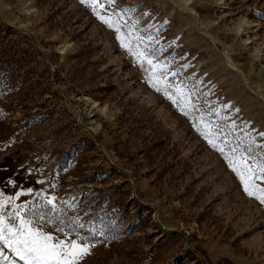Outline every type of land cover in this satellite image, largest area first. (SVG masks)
<instances>
[{"label": "rangeland", "instance_id": "obj_1", "mask_svg": "<svg viewBox=\"0 0 264 264\" xmlns=\"http://www.w3.org/2000/svg\"><path fill=\"white\" fill-rule=\"evenodd\" d=\"M262 134L264 0H0L3 215H71L79 264H264V180L229 163Z\"/></svg>", "mask_w": 264, "mask_h": 264}, {"label": "snow or ice", "instance_id": "obj_2", "mask_svg": "<svg viewBox=\"0 0 264 264\" xmlns=\"http://www.w3.org/2000/svg\"><path fill=\"white\" fill-rule=\"evenodd\" d=\"M93 2L95 4L96 0H93ZM111 2H114V0H111ZM100 7H103V5H100ZM100 18L104 20L105 23L109 24L110 27L113 26V23L103 16ZM117 31H119V29H117ZM121 40L123 46L128 48L129 51H132V48L124 43L123 37H121ZM133 55H136L137 58L140 59L141 64H143V59L141 58H144L147 59V63L151 65L153 69L161 67L160 65L154 64L153 60L148 58L145 52L136 51L133 52ZM156 90L158 92L161 91L159 87H157ZM177 91H181L179 87ZM165 95L168 96L174 104L177 103V100L174 99L172 95H169L167 90H165ZM181 95H184L185 102H187V95L182 92ZM193 107H195V105H193ZM185 115H187V112H185ZM209 142L211 143L212 141L210 140ZM220 151L223 153V148H221ZM236 159L239 166L234 164L231 159L229 160L230 166L242 182H244L245 191H247L249 195H256L255 192L249 189L248 182L256 178L264 180V165H261L258 169L251 168L244 162L246 157L243 156V153H240V157ZM252 187H256L254 183ZM257 191L261 193V195H257L256 198L264 204V189H258ZM23 194L24 193H20L19 195ZM55 199V197L48 199L46 204L51 205L53 211H59L54 203ZM3 207L4 202L0 201V241H5L9 245H15L17 254L26 264H79L80 259L89 254L90 245L81 239L78 234L77 238L73 239L72 233L65 232L63 227H58L56 229L57 232L63 233V238H61L42 230L32 219L24 218L19 211H17L13 217V219L19 221L18 225L6 223L3 215ZM16 207L19 209L21 206L17 205ZM42 219L43 215H41V220ZM76 223L78 224L79 221L77 220ZM79 226L83 227V225Z\"/></svg>", "mask_w": 264, "mask_h": 264}, {"label": "trees", "instance_id": "obj_3", "mask_svg": "<svg viewBox=\"0 0 264 264\" xmlns=\"http://www.w3.org/2000/svg\"><path fill=\"white\" fill-rule=\"evenodd\" d=\"M87 200V197L84 198V200L81 203V206H83L85 204V201ZM41 215H43V219L41 220ZM71 216V215H70ZM67 213H65L64 211L54 214V219L57 221L56 225H58L59 227H68V225L70 224V217ZM33 219L36 221V223L38 224L39 227L46 229L47 231H50L48 229H50V222L52 218H50V216L41 211V209L39 207L35 208V211L33 212ZM63 222V223H61ZM116 241H119L121 238L120 236L116 237Z\"/></svg>", "mask_w": 264, "mask_h": 264}, {"label": "bare ground", "instance_id": "obj_4", "mask_svg": "<svg viewBox=\"0 0 264 264\" xmlns=\"http://www.w3.org/2000/svg\"><path fill=\"white\" fill-rule=\"evenodd\" d=\"M186 1V0H185ZM187 1H190V0H187ZM186 8V7H185ZM187 9H189L190 10V8L188 7ZM33 13V9H31V8H26L25 10H24V14L25 15H30V14H32ZM212 39V38H211ZM214 40V39H213ZM212 40V41H213ZM229 58V57H228ZM85 104H86V106L88 107V108H90V109H92V110H97L98 109V104H97V102H95V101H93L92 99H90V98H88V97H85L83 100H82Z\"/></svg>", "mask_w": 264, "mask_h": 264}]
</instances>
